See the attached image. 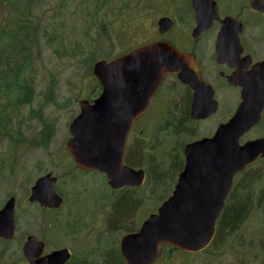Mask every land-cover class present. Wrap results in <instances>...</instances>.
<instances>
[{"label": "rangeland", "instance_id": "obj_1", "mask_svg": "<svg viewBox=\"0 0 264 264\" xmlns=\"http://www.w3.org/2000/svg\"><path fill=\"white\" fill-rule=\"evenodd\" d=\"M170 5L160 6L159 0H32L28 16L40 29L38 37L33 38L32 63L25 79L33 85L34 95L32 101L21 108L10 135H0V209L15 196L18 224L13 241L0 240V264H29L23 254L29 235L46 241L45 253L61 248H68L73 254L102 252L100 249L112 240L106 235L112 190L104 174L85 173L76 167L66 148L71 137L69 126L80 114V101L95 95L98 82L93 74L95 62L111 61L146 42H155L156 37L134 36L135 28L137 30L138 24L143 22V26L153 29L160 11ZM9 9L15 8L3 7L0 18L8 14ZM24 15L25 12L18 16L13 13L10 19L15 24L18 19H25ZM42 28L46 29V34ZM175 80L173 76L167 78L151 108L136 121L130 143L140 141L142 146L153 150L168 109L173 104L178 106L185 98L184 89L175 84ZM235 94L231 90L222 92L216 115L193 121L195 134L178 136L164 131L158 140L169 150L213 135L236 111L237 101H231ZM44 122L55 129L47 148L34 143L44 129ZM263 132L264 124L250 137ZM166 154L164 151L161 156L166 159ZM262 167L264 161L255 163L249 174ZM148 168L146 161L144 167L136 169L147 173ZM49 173L58 177L57 189L65 198L60 212L51 215L52 220L39 204L28 202L32 186ZM260 186L258 184L256 190ZM160 192L163 196L169 195V191ZM166 197L151 199L132 215V228H140ZM54 219L66 220L68 225L74 223L78 235L50 229ZM126 234V230L120 229L114 239ZM92 259L102 264L100 256ZM173 261L175 264H264V213L254 210L241 228L225 241L198 253L177 251Z\"/></svg>", "mask_w": 264, "mask_h": 264}, {"label": "water", "instance_id": "obj_2", "mask_svg": "<svg viewBox=\"0 0 264 264\" xmlns=\"http://www.w3.org/2000/svg\"><path fill=\"white\" fill-rule=\"evenodd\" d=\"M191 1L200 24H204L208 0ZM251 7L264 12V0H251ZM159 24L171 28L169 19ZM93 73L102 92L93 102H80L81 111L70 124L66 148L80 169L106 175L114 191L142 187L146 182L143 169L126 164V144L136 120L150 109L166 76L177 75L194 91L191 120L208 119L219 109L213 89L200 79L195 59L167 42L141 46L109 62L99 60ZM242 88V101L234 115L212 136L185 145V166L172 195L139 231L122 237L120 250L127 264H154L165 247L201 252L213 242L236 176L264 157V137L240 143L262 119L264 62ZM57 181L51 173L39 178L28 201L60 209L64 200L56 190ZM16 203L13 196L0 210V239L12 241L16 236ZM45 248V241L29 235L23 245L24 257L29 264H67L72 257L68 248L44 254Z\"/></svg>", "mask_w": 264, "mask_h": 264}, {"label": "trees", "instance_id": "obj_3", "mask_svg": "<svg viewBox=\"0 0 264 264\" xmlns=\"http://www.w3.org/2000/svg\"><path fill=\"white\" fill-rule=\"evenodd\" d=\"M31 3L32 0H0V10L3 7L15 8L14 10L9 9V13L0 18V135H10V128H14L16 118L21 114V108L29 104L34 95L33 85L25 79L27 70L32 63V50L35 46L33 38L38 37V30L40 29L38 25L32 24L28 16L32 9ZM22 12H25V19H18L14 24L10 19L11 15L15 13L18 16ZM42 30L46 34V29L42 28ZM175 84L184 89L185 98L178 106L173 104L168 109L165 114L166 118L159 127L156 136L157 142L153 145V150H148L147 145L142 146L140 141H136L129 144L126 152V163L135 168H142L144 162H148L146 184L142 188L111 191V213L109 214L106 235L112 240L105 248L100 249L103 250L102 252H94L95 250H93L94 253H74L68 264H98L96 259L90 260L96 256L101 257L102 264H126L119 247L120 239H114V236L120 229L126 230L127 234L139 231L140 228H132L131 216H135L137 211L151 199L161 200L167 196L162 200L163 203L171 195L170 193H172L177 178L185 165V145L166 150V146L158 140L159 135L164 131L178 136L181 133L195 134L196 131L195 126L192 127L195 122L190 119L191 100L188 98L190 91L178 79L175 80ZM101 91V86L97 82L95 95L91 100L98 97ZM43 124L44 129L34 143L37 147L47 148L55 134V129L46 122ZM164 151L167 152L166 159L161 156ZM250 171L251 169L243 173L240 177V183L248 182L245 184L244 191H246V196H253L254 200L251 201L247 198L240 201L234 197L235 192L231 194L218 221L215 244L225 241L236 233L254 210L258 209L264 213V182L262 181L264 179V167L256 170L253 174H249ZM258 184L261 186L256 190ZM161 190L164 193L169 191V195L163 196ZM141 191L144 192L141 193ZM60 210L45 211L49 219L52 220L51 215L58 214ZM73 225L74 223L68 225L66 220L54 219L50 222V229L56 228V230L63 232L67 230L68 235L77 236L78 232ZM51 233L53 232L51 231ZM3 242L8 243L7 241ZM100 245L103 246L102 243Z\"/></svg>", "mask_w": 264, "mask_h": 264}, {"label": "flooded vegetation", "instance_id": "obj_4", "mask_svg": "<svg viewBox=\"0 0 264 264\" xmlns=\"http://www.w3.org/2000/svg\"><path fill=\"white\" fill-rule=\"evenodd\" d=\"M175 1L159 0L160 6L166 3H171V5L166 10L160 11L153 29L143 26V22L138 24L137 30L134 26V36L156 37L155 42H167L176 49L190 54L196 61L201 81L213 89L217 102L220 104L222 92L231 90L236 93L235 98L231 97V101H237V106H239L242 101V84L250 74L255 73L258 65L264 62V12L253 9L251 0H208L207 9L204 11L205 22L200 24L191 0ZM165 19L171 21L170 29H167L166 25L160 26V21ZM171 76L178 79L177 75ZM183 86L190 91L188 98L192 106L194 91L190 86L184 84ZM263 124L264 111L260 124L241 137V145L263 138L264 132L250 137L252 132L262 127ZM261 161H264V157H260L255 163ZM243 173L236 176L228 198L235 192L234 197L237 200L249 198L253 201L254 197L246 196V191H244L245 184L248 182L240 183ZM56 190L65 201L57 185ZM243 196L245 199H242ZM214 241L215 239L208 249L215 245ZM176 252L170 248L164 249L163 257L154 264H175L173 256Z\"/></svg>", "mask_w": 264, "mask_h": 264}]
</instances>
